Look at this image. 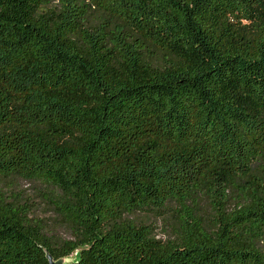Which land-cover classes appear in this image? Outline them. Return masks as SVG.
Masks as SVG:
<instances>
[{"label":"trees","instance_id":"1","mask_svg":"<svg viewBox=\"0 0 264 264\" xmlns=\"http://www.w3.org/2000/svg\"><path fill=\"white\" fill-rule=\"evenodd\" d=\"M51 1L0 0V185L69 239L0 187V264H264V0Z\"/></svg>","mask_w":264,"mask_h":264},{"label":"rangeland","instance_id":"2","mask_svg":"<svg viewBox=\"0 0 264 264\" xmlns=\"http://www.w3.org/2000/svg\"><path fill=\"white\" fill-rule=\"evenodd\" d=\"M56 2L57 0H52L49 7H53ZM0 187L7 196H14L19 199L21 204H26L30 207L31 218L40 221L46 226L56 239H69L67 232L61 226L58 218L53 214L51 207L43 199L44 189L39 187L37 183L13 180L2 182ZM127 219L135 221L140 225L151 227L153 236L158 240H166L170 234L167 222L154 216L152 213L141 212L129 216ZM260 248L264 253V243H262Z\"/></svg>","mask_w":264,"mask_h":264},{"label":"water","instance_id":"3","mask_svg":"<svg viewBox=\"0 0 264 264\" xmlns=\"http://www.w3.org/2000/svg\"><path fill=\"white\" fill-rule=\"evenodd\" d=\"M48 262H49V264H56V263L63 264V263L65 262V260H61V261H59V262H55V263H54V262H52L51 259H49Z\"/></svg>","mask_w":264,"mask_h":264}]
</instances>
